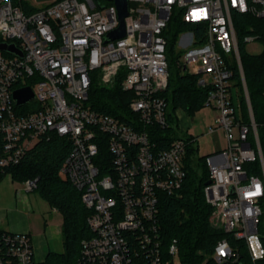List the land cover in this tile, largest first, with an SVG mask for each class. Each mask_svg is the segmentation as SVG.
Segmentation results:
<instances>
[{
  "label": "built area",
  "instance_id": "1",
  "mask_svg": "<svg viewBox=\"0 0 264 264\" xmlns=\"http://www.w3.org/2000/svg\"><path fill=\"white\" fill-rule=\"evenodd\" d=\"M28 1L0 0V44L22 53L0 51V180L41 139L57 134L72 146L60 173L90 211L92 235L81 242L77 264H176L177 240L165 249L160 233V199L182 189L188 149L197 139L178 131L180 138L161 149L153 135L155 127L171 126L163 97L170 79L166 31L178 15L203 28L201 39L193 31L201 48L182 61L186 73L199 75L198 84L209 88L204 107L216 120L210 133L222 129L228 142L206 158L212 225L244 241L253 264L262 262L264 158L253 113L251 125L240 118L232 64L245 81L234 16L263 19L264 0H128L126 36L111 41L108 35L121 25L115 0H57L42 8ZM253 41L256 36L244 38ZM93 77L106 87L121 79L123 91L132 94L130 123L91 108ZM27 87L34 99L19 106L14 93ZM258 161L262 176L250 167ZM22 185L25 193L35 192L38 179ZM237 251L223 239L213 258L238 264ZM35 263L29 234L0 232V264Z\"/></svg>",
  "mask_w": 264,
  "mask_h": 264
},
{
  "label": "trees",
  "instance_id": "2",
  "mask_svg": "<svg viewBox=\"0 0 264 264\" xmlns=\"http://www.w3.org/2000/svg\"><path fill=\"white\" fill-rule=\"evenodd\" d=\"M234 24L239 40L238 48L246 78L254 120L258 128L260 143L264 154V51L260 55H251L246 51V36H256L264 45V18L250 15H235ZM186 30L196 32L201 39L203 28L184 23L174 15L166 31L168 37L169 87L163 94L169 104L167 129L154 128L153 139L159 148L167 149L171 143L180 138L176 124V112L186 110L190 115L204 107L209 88L198 84L200 76L188 74L180 57L175 55V43L179 34ZM234 70L233 87L239 105L241 120L251 125L247 101L243 92L242 79L237 63ZM132 94L123 91L121 79L113 87L100 84L92 78L89 93V105L97 112L119 118L130 123L132 116L129 101ZM250 140L254 143V135ZM71 143L53 134L49 139L43 138L30 150L23 162L11 169L15 182L38 179L37 192L50 206L63 215L64 252L50 253L44 263L35 264H77L81 252V242L92 234L87 219L90 211L83 205L81 193L63 176L60 171L71 151ZM206 157H198L197 150L188 149L185 160L186 178L179 193L162 194L160 199L159 227L164 248L177 240L179 259L182 264H217L213 258L218 242L227 239L231 247L238 249V264H253L244 241H238L223 230L212 225V207L206 202L204 189L210 181ZM253 174L262 176L260 162L250 166ZM1 181V180H0ZM260 234L264 241V223L260 225ZM258 264H264V260Z\"/></svg>",
  "mask_w": 264,
  "mask_h": 264
},
{
  "label": "crops",
  "instance_id": "3",
  "mask_svg": "<svg viewBox=\"0 0 264 264\" xmlns=\"http://www.w3.org/2000/svg\"><path fill=\"white\" fill-rule=\"evenodd\" d=\"M17 184L12 176L0 181V232L29 234L37 263H44L50 253L64 252V219L40 195L25 193Z\"/></svg>",
  "mask_w": 264,
  "mask_h": 264
},
{
  "label": "rangeland",
  "instance_id": "4",
  "mask_svg": "<svg viewBox=\"0 0 264 264\" xmlns=\"http://www.w3.org/2000/svg\"><path fill=\"white\" fill-rule=\"evenodd\" d=\"M55 1L57 0H29L28 2L34 8H42L44 6L54 3ZM192 40L194 42H192ZM200 48L201 45L195 43L194 32L191 30H186L181 34H179L177 41L175 43L174 50H175V55L179 56L180 61H182L185 55H188L190 52ZM246 51L248 54L251 55H260L264 51V45L260 41H253L246 44ZM186 65L191 73H197L199 70V68L193 65L192 62H186ZM242 87L247 101L248 111L249 114H251V112L253 113V109L250 101V94H249L246 78L245 81H242ZM175 116H176V124H174V126L177 128V130L185 137L193 136L197 139V142L194 144V147L196 150H198L197 153L198 157H206L210 154L217 152V150L218 151L225 150L227 148L228 142L224 130L220 129L216 131V133L214 134L209 133L210 128L216 125L215 113L211 108L203 107L195 111L192 115H190L186 110L180 109L177 111ZM234 135L237 137L238 132L235 131ZM263 158H264V154H263ZM17 185L18 187H21V189L24 188L22 183L18 182ZM31 195L39 197L38 196L39 194L37 192H32ZM58 216L61 219L63 217L61 214H58ZM262 222L264 223V216L262 218ZM35 262L37 263L36 259ZM176 264H182L180 259L176 260Z\"/></svg>",
  "mask_w": 264,
  "mask_h": 264
},
{
  "label": "water",
  "instance_id": "5",
  "mask_svg": "<svg viewBox=\"0 0 264 264\" xmlns=\"http://www.w3.org/2000/svg\"><path fill=\"white\" fill-rule=\"evenodd\" d=\"M107 1H112V0H107ZM115 4L118 8L121 25L117 30L113 31L112 33L108 35L107 41L121 39L126 36L124 19L129 14L128 13V6H129L128 0H115ZM0 51L9 52V53L22 56L21 51L17 49V47L13 44H5V43L0 44ZM14 98L17 101V105L21 106V105H25L31 102L34 99V93L31 90V88L27 87L21 90H17L14 93ZM209 184L210 182L207 183V185Z\"/></svg>",
  "mask_w": 264,
  "mask_h": 264
}]
</instances>
